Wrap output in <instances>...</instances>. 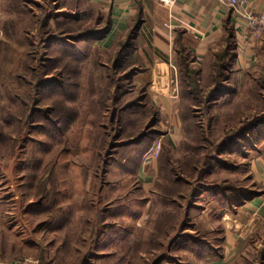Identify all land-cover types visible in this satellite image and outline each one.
<instances>
[{
	"label": "rangeland",
	"instance_id": "rangeland-1",
	"mask_svg": "<svg viewBox=\"0 0 264 264\" xmlns=\"http://www.w3.org/2000/svg\"><path fill=\"white\" fill-rule=\"evenodd\" d=\"M108 14L91 0H0V264H264V212L238 214L264 198H250L264 192L251 171L264 51L250 72H224L217 103L227 40L191 61L193 80L168 60L154 79L172 83L163 108L145 64L118 58L123 39L92 33Z\"/></svg>",
	"mask_w": 264,
	"mask_h": 264
},
{
	"label": "crops",
	"instance_id": "crops-1",
	"mask_svg": "<svg viewBox=\"0 0 264 264\" xmlns=\"http://www.w3.org/2000/svg\"><path fill=\"white\" fill-rule=\"evenodd\" d=\"M91 1L100 8L109 10L111 24L107 35L102 39V43L107 45L127 35L131 25L139 20L135 44L139 48L137 53L146 66L139 75L150 71L152 87L147 85V94H152L155 103L163 105V108L169 107L165 91H171L172 83L168 80L156 83L154 79H167L172 73L170 63L175 58L177 60L180 45L187 48L193 63L201 62L217 51L232 30L235 46L232 71L245 73L250 72L259 62L264 51V31L257 33L249 29L247 19L242 14L220 4L218 0ZM248 7L256 13H262L264 0H249ZM148 61L152 65H147ZM141 79L144 80L145 77L141 76ZM174 97L171 101L174 102L175 99L177 102L178 97ZM181 102L182 98L180 104ZM251 161L253 175L264 186V150L254 155ZM263 212L264 198L259 197L243 206L238 214L247 213L257 222L261 220ZM227 233L229 237L224 243L226 248L233 249L238 240L233 237L234 233L230 229H227Z\"/></svg>",
	"mask_w": 264,
	"mask_h": 264
},
{
	"label": "trees",
	"instance_id": "trees-1",
	"mask_svg": "<svg viewBox=\"0 0 264 264\" xmlns=\"http://www.w3.org/2000/svg\"><path fill=\"white\" fill-rule=\"evenodd\" d=\"M110 24H111V18H108V22L106 24L105 27L101 28V30H97V31H92V33L94 34L95 38L96 37H105L107 35V31L110 28ZM138 27H139V20H136L134 22V24L131 25V27L129 28V31L127 33V35H125L124 37H122L121 39H123V43L121 46V50L119 51V55L118 58L124 57L125 60H129L128 62H130L131 64H135L138 63L140 65H143V61H141L137 51H138V47L135 44V39L137 37L138 34ZM85 36H89L88 34L82 35V38H85ZM98 39V38H96ZM227 42L228 45H226L227 47L224 49V53L220 54L218 53L216 55V59L217 62L214 65V68H218V73L215 76V81L218 82L219 79L220 81L218 82V85H216L209 93H208V100L210 101V103H217L220 98H222L224 95H227L229 93V90L227 88V85H224L221 81V77L224 74V72H230L232 70V61L234 59V41H233V31L231 30L229 32V36L227 37ZM119 60V59H118ZM192 57L191 54L188 52L187 48L183 45L179 46V51L177 54V63L178 65L181 64V68L183 67L182 70V75H184L183 77L190 79L192 78V76L194 74H196L197 76L200 74L198 71H196L195 69L192 68ZM180 62V63H179ZM141 69H138L136 72L139 73L141 72ZM194 78V77H193ZM192 78V80H193ZM198 78V77H197ZM227 79H230L227 76ZM201 83L199 79H197L196 83ZM189 83V82H187ZM189 84H185V87L183 86V92L187 93L188 91H191V88H189ZM190 93V92H189ZM148 95V94H147ZM147 136V134H143L141 136H139L137 138L136 141L133 142H129L128 145L130 144H137V142H140L142 140H144V138ZM264 195V192L261 194H255L252 195L250 198H254L257 196H262ZM234 210V209H233Z\"/></svg>",
	"mask_w": 264,
	"mask_h": 264
},
{
	"label": "built area",
	"instance_id": "built-area-1",
	"mask_svg": "<svg viewBox=\"0 0 264 264\" xmlns=\"http://www.w3.org/2000/svg\"><path fill=\"white\" fill-rule=\"evenodd\" d=\"M220 4L234 8L247 19L249 29L260 33L264 31V10L262 13L254 12L248 7L249 0H218Z\"/></svg>",
	"mask_w": 264,
	"mask_h": 264
}]
</instances>
